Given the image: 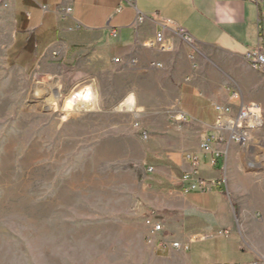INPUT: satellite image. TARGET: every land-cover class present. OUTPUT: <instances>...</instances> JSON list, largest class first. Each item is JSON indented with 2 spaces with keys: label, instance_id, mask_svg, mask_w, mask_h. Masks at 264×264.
I'll return each mask as SVG.
<instances>
[{
  "label": "crops",
  "instance_id": "0c3cea01",
  "mask_svg": "<svg viewBox=\"0 0 264 264\" xmlns=\"http://www.w3.org/2000/svg\"><path fill=\"white\" fill-rule=\"evenodd\" d=\"M162 20L169 22L163 39L173 50L145 48L162 31ZM262 39L264 6L249 0H135L134 8L121 0H0L6 66L43 79L70 69L85 79L117 72L142 127L165 129L141 141L134 210L111 235L117 242L104 264L264 259L251 232L255 214L237 188L239 179L247 182L239 173L236 144L211 142L208 151L201 149L215 132L216 107L234 113L240 104L262 102L264 74L245 60L257 49L264 53ZM185 174L190 180H183ZM208 180L217 183L209 191L189 189ZM148 217L162 226L161 233L150 235Z\"/></svg>",
  "mask_w": 264,
  "mask_h": 264
},
{
  "label": "rangeland",
  "instance_id": "374dc122",
  "mask_svg": "<svg viewBox=\"0 0 264 264\" xmlns=\"http://www.w3.org/2000/svg\"><path fill=\"white\" fill-rule=\"evenodd\" d=\"M123 84L114 71L36 77L6 66L0 45V264L110 258L111 235L134 210L141 141L165 130L142 127L124 103L130 91ZM254 104L263 125L249 147L236 144L247 182L239 179L237 188L255 214L251 232L264 252V97Z\"/></svg>",
  "mask_w": 264,
  "mask_h": 264
},
{
  "label": "built area",
  "instance_id": "2783aa9c",
  "mask_svg": "<svg viewBox=\"0 0 264 264\" xmlns=\"http://www.w3.org/2000/svg\"><path fill=\"white\" fill-rule=\"evenodd\" d=\"M128 7H135V0H121ZM256 6L263 5L264 0H249ZM71 12L70 8H66L63 13L69 14ZM138 21H142V18H139ZM168 21L162 20L158 22V25L162 28V31L158 33L153 39L145 41L143 46L148 49H155L160 52L171 51L173 46L169 43H165L163 39V31L168 27ZM178 33L182 36L183 40L186 43L191 42V38L183 30L178 29ZM114 35V33L112 32ZM245 60L249 66L262 74H264V53L262 50L257 49L255 51L249 52L245 55ZM114 63H118L119 59L115 58ZM233 97H236L233 94ZM217 111L220 112V116L215 125V132L213 135H208L204 142L201 145V149L208 151V144L211 142H217L220 144H237L243 149L249 147V144L252 140V133L259 130L263 125L262 111L259 105L250 103V104H240L237 110L233 113L229 107L222 108L216 107ZM196 159H193V166L195 167ZM192 175H196V172L193 171ZM191 178V174H185L183 176L184 181H188ZM217 185L216 181H194L189 189L198 190L199 192H206L212 186ZM144 224L150 228V235H156L161 233L162 226L155 222L151 217L145 219ZM172 248H179L177 243H173ZM249 264H264V259L254 261Z\"/></svg>",
  "mask_w": 264,
  "mask_h": 264
},
{
  "label": "bare ground",
  "instance_id": "6f19581e",
  "mask_svg": "<svg viewBox=\"0 0 264 264\" xmlns=\"http://www.w3.org/2000/svg\"><path fill=\"white\" fill-rule=\"evenodd\" d=\"M56 89V88H55ZM53 93V95H54V97L55 98H58L59 97V93L57 92V90H54V92H52ZM87 94L89 93V92H86ZM82 94H84V93H82ZM52 96V95H51ZM77 96H79V94L77 95ZM125 104H127V105H129V103H128V101L127 100H125V102H124ZM87 107H89V106H87ZM85 108H86V106H85ZM88 111V110H87Z\"/></svg>",
  "mask_w": 264,
  "mask_h": 264
},
{
  "label": "trees",
  "instance_id": "16d2710c",
  "mask_svg": "<svg viewBox=\"0 0 264 264\" xmlns=\"http://www.w3.org/2000/svg\"><path fill=\"white\" fill-rule=\"evenodd\" d=\"M262 47L264 48V39H262Z\"/></svg>",
  "mask_w": 264,
  "mask_h": 264
}]
</instances>
